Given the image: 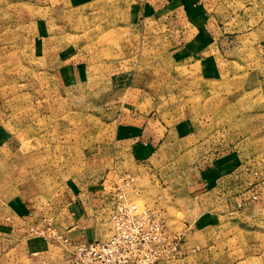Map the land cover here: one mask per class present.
<instances>
[{"label": "rangeland", "instance_id": "rangeland-1", "mask_svg": "<svg viewBox=\"0 0 264 264\" xmlns=\"http://www.w3.org/2000/svg\"><path fill=\"white\" fill-rule=\"evenodd\" d=\"M66 1L0 0V225L33 213L75 264L120 192L177 238L162 264H264V0H205L220 37L196 49L174 14Z\"/></svg>", "mask_w": 264, "mask_h": 264}, {"label": "crops", "instance_id": "crops-1", "mask_svg": "<svg viewBox=\"0 0 264 264\" xmlns=\"http://www.w3.org/2000/svg\"><path fill=\"white\" fill-rule=\"evenodd\" d=\"M204 3L205 0H132L131 3L127 0L125 8H127L128 12L124 14L131 15L130 20L133 22H137V18L140 20L143 14L150 18V14L154 13L159 20L174 14L177 22L184 25V38L193 43L192 46L195 48L197 46V39H200L199 36H196L198 33L197 27L201 29L200 36L202 39L207 38L210 40L211 38L217 40L220 37L221 30L214 24L208 13H205L204 8L206 6H204ZM66 4L69 6L73 5L74 0H67ZM129 9H131V12ZM206 11L208 12V9ZM210 47L211 45L208 46V48ZM195 49L191 50L192 54H196ZM205 52L208 53L206 48L202 50V53ZM135 118H138V120L141 119L140 116ZM134 142L135 139L120 141L125 146H130ZM144 146L147 147V145ZM106 186V192H110L112 186L109 184ZM90 192L91 197L97 195L94 193L97 192L96 189H92ZM112 196L113 193L111 198ZM80 199V197H77L76 202L72 203L71 208L76 211L73 225L75 229L81 231L84 228H88L90 223L83 221V216H86L87 208L82 206ZM90 200L93 199L90 198ZM36 221L37 219L34 218L33 213H25L21 218L19 217L16 220L0 225V264H49V260L46 257L47 246L44 240L33 238L27 232L29 227L35 224L34 222ZM91 241L95 240H89L87 242Z\"/></svg>", "mask_w": 264, "mask_h": 264}, {"label": "built area", "instance_id": "built-area-1", "mask_svg": "<svg viewBox=\"0 0 264 264\" xmlns=\"http://www.w3.org/2000/svg\"><path fill=\"white\" fill-rule=\"evenodd\" d=\"M111 233L105 241L75 246V264H162L174 259L177 238L147 208L117 192L110 209Z\"/></svg>", "mask_w": 264, "mask_h": 264}]
</instances>
